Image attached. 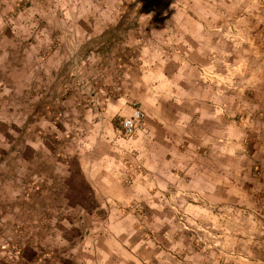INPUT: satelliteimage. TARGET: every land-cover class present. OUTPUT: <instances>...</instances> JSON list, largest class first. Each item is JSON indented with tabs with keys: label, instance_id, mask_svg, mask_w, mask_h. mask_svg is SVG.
<instances>
[{
	"label": "rangeland",
	"instance_id": "obj_1",
	"mask_svg": "<svg viewBox=\"0 0 264 264\" xmlns=\"http://www.w3.org/2000/svg\"><path fill=\"white\" fill-rule=\"evenodd\" d=\"M171 65L205 142L146 139L133 76ZM0 264H264V0H0Z\"/></svg>",
	"mask_w": 264,
	"mask_h": 264
},
{
	"label": "crops",
	"instance_id": "obj_2",
	"mask_svg": "<svg viewBox=\"0 0 264 264\" xmlns=\"http://www.w3.org/2000/svg\"><path fill=\"white\" fill-rule=\"evenodd\" d=\"M168 72L148 73L146 77H140L138 73L132 79L131 94H128L130 100L141 105L149 117L150 134L146 139H155V145L163 148L170 147L177 137H182L183 143L187 144L191 141L205 142L209 139L207 135L220 123L217 94L212 88L200 85L198 78L189 75L188 71L174 70L171 65ZM228 134L236 140L241 138L242 132L230 125ZM141 147L137 141L135 149L140 150ZM153 161L151 157L149 164Z\"/></svg>",
	"mask_w": 264,
	"mask_h": 264
},
{
	"label": "built area",
	"instance_id": "obj_3",
	"mask_svg": "<svg viewBox=\"0 0 264 264\" xmlns=\"http://www.w3.org/2000/svg\"><path fill=\"white\" fill-rule=\"evenodd\" d=\"M145 117L146 113L141 108H137L130 118L124 120L123 129L127 137L132 138L136 135Z\"/></svg>",
	"mask_w": 264,
	"mask_h": 264
}]
</instances>
